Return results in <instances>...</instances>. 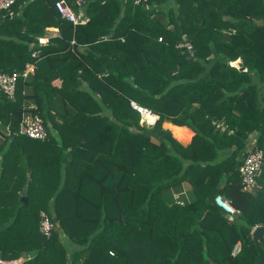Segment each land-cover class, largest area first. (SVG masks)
<instances>
[{"label": "trees", "instance_id": "trees-1", "mask_svg": "<svg viewBox=\"0 0 264 264\" xmlns=\"http://www.w3.org/2000/svg\"><path fill=\"white\" fill-rule=\"evenodd\" d=\"M54 1L16 0L0 17V72L33 65L11 98L0 90V259L264 264L250 234L264 225V0H84L82 24ZM48 27L57 32L39 43ZM130 101L157 116L150 128ZM21 116L41 118L46 137L20 133ZM251 139L261 172L242 190ZM182 183L190 199L178 204L170 191ZM40 211L54 224L47 237Z\"/></svg>", "mask_w": 264, "mask_h": 264}, {"label": "built area", "instance_id": "built-area-1", "mask_svg": "<svg viewBox=\"0 0 264 264\" xmlns=\"http://www.w3.org/2000/svg\"><path fill=\"white\" fill-rule=\"evenodd\" d=\"M15 1L16 0H0V17H2L3 14H6L7 16H10L12 14L11 6ZM83 2L84 0H55L53 2V5L58 13V16L61 19L71 22L72 24H82L86 21V18L83 16L82 10L77 8H79ZM45 40V37L38 38L39 43H44ZM177 47L184 48L186 52H189L191 50V45L187 41H180L179 43H177ZM31 55L35 56V53H31ZM32 69L33 65L31 63H26L24 65V69L20 72V74L15 71L9 74L0 72V90L7 97L11 98L18 76L20 75L22 78H25L32 72ZM130 106L140 114L141 120L146 124V120L143 118V113L146 111V109L138 106L133 101H130ZM215 126L220 130L225 129V126L221 122L215 124ZM18 129L20 133L32 139L42 140L46 137V131L42 124V120L37 116L32 118L21 116V120L18 124ZM253 142V139H251V141L248 143L246 153L236 169L239 174L242 190H251L253 188H256L258 184L257 180L260 177L262 166V151L256 148L253 145ZM173 200L178 204L183 203L179 198L173 197ZM213 202L216 206L221 208L227 216H232L237 212L221 195H216L213 199ZM53 228V222L48 218L45 212L40 211L38 220L39 232L43 236L47 237L50 235V232ZM239 247V243L235 242L230 250V254L232 256L236 255L239 251ZM22 260V257L10 260L0 259V264H20Z\"/></svg>", "mask_w": 264, "mask_h": 264}, {"label": "crops", "instance_id": "crops-1", "mask_svg": "<svg viewBox=\"0 0 264 264\" xmlns=\"http://www.w3.org/2000/svg\"><path fill=\"white\" fill-rule=\"evenodd\" d=\"M47 31L48 32L44 36L46 39L48 36L55 35V33L57 32V29L54 27H48ZM237 62H240V61L237 60ZM230 64H232V62H230ZM53 83H56V81H53ZM146 118L149 120L152 119L151 121L153 123L154 119H156L157 116L150 112V114H147ZM152 123H150L149 125H151ZM162 127L164 129H167L171 133L172 137L175 138L181 145L187 144L190 141L191 136L193 135V132L188 127H186V126H175V125H172L168 121H164L162 123ZM0 129H2V132L4 133L5 128H0ZM175 192L177 194H179L180 200H189L190 199L189 186L186 183H182L176 189L171 190L170 194L172 195Z\"/></svg>", "mask_w": 264, "mask_h": 264}, {"label": "water", "instance_id": "water-1", "mask_svg": "<svg viewBox=\"0 0 264 264\" xmlns=\"http://www.w3.org/2000/svg\"><path fill=\"white\" fill-rule=\"evenodd\" d=\"M237 68L238 70H244V67L241 65L240 62H237ZM242 155V152H238L237 157L240 158ZM28 182V177H26V183ZM19 201L24 203L26 201V194H25V189H23L19 193ZM229 219L234 218V220H237L236 216H228ZM251 238L254 243V245L259 244L260 246H263L264 244V225H256L251 229ZM254 264H257V260L254 261Z\"/></svg>", "mask_w": 264, "mask_h": 264}, {"label": "rangeland", "instance_id": "rangeland-1", "mask_svg": "<svg viewBox=\"0 0 264 264\" xmlns=\"http://www.w3.org/2000/svg\"><path fill=\"white\" fill-rule=\"evenodd\" d=\"M77 9H81V6H80L79 8H77ZM47 32H48V31H47ZM231 65H233V66H235V67L237 66L236 63H235V64H231ZM149 113H150V112H149ZM145 118H146V117H145ZM145 120H146V122H147V123H146V126H147L148 128H150L151 125L154 123V122L152 123V121H151L152 119L149 120V119L146 118ZM154 121H155V119H154ZM150 123H152V124L149 125ZM4 130H5V131H4V134L8 132L7 129H4ZM172 197L179 198V194H177V193L175 192V193L172 194Z\"/></svg>", "mask_w": 264, "mask_h": 264}, {"label": "bare ground", "instance_id": "bare-ground-1", "mask_svg": "<svg viewBox=\"0 0 264 264\" xmlns=\"http://www.w3.org/2000/svg\"><path fill=\"white\" fill-rule=\"evenodd\" d=\"M232 64H234V63H232ZM147 114H148V111L146 110L144 113H143V118L144 119H146L145 117L147 116ZM147 123V122H146Z\"/></svg>", "mask_w": 264, "mask_h": 264}]
</instances>
